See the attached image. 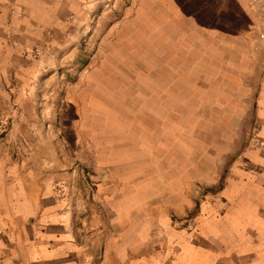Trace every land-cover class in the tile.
Instances as JSON below:
<instances>
[{
  "label": "crops",
  "instance_id": "0c3cea01",
  "mask_svg": "<svg viewBox=\"0 0 264 264\" xmlns=\"http://www.w3.org/2000/svg\"><path fill=\"white\" fill-rule=\"evenodd\" d=\"M142 3L141 61L152 64L151 71H142L143 102L129 108L122 103V89L103 82L98 94L109 96V102L102 105L96 96L90 114L86 103L70 104L73 88L55 85L64 72L45 69L54 54L45 49L44 34L53 31V43L65 47L74 34L85 35L89 17L105 13L102 0H0V264H264V6L258 0ZM177 36L182 46L197 48L196 55L198 47L204 48L200 61L207 69L215 62L225 64L221 72H206L208 104L214 105L207 109L227 112L223 126L238 128L221 156L242 153L247 160L231 168L222 197L205 201L188 227L182 225L183 216L192 206L181 193L166 201L160 178L156 184L118 182L110 162L103 160H122L129 150L127 130L119 122L122 113L116 114L119 145L114 149L109 105L150 118L158 136L157 157L165 158L160 144H165L166 104L175 102L176 110L179 87L177 74L166 70L165 48L170 43L175 53ZM116 46L117 55L130 47L128 42ZM34 50L43 52L36 58ZM115 55L116 50L110 58ZM213 80L220 81L215 86ZM190 84L198 89L197 82ZM81 96L78 91V101ZM103 113L111 127L105 145L100 141ZM77 114L80 118L74 119ZM91 123L95 183L93 199L86 204L73 184L81 173L71 166L76 158L67 157L70 165H64L53 144L71 142L80 148L90 141L86 130ZM254 123L258 143L240 151ZM24 141L30 144L25 152H11L12 144ZM220 173L207 172L204 180Z\"/></svg>",
  "mask_w": 264,
  "mask_h": 264
},
{
  "label": "rangeland",
  "instance_id": "374dc122",
  "mask_svg": "<svg viewBox=\"0 0 264 264\" xmlns=\"http://www.w3.org/2000/svg\"><path fill=\"white\" fill-rule=\"evenodd\" d=\"M258 1L262 9L264 0ZM102 2L103 8H107L105 13L100 14L99 12L91 18L89 17V29H87L85 35L77 37V34H74L65 47H58L53 43V31H46L44 34L46 37L44 38L45 49L52 50L54 54L52 58L54 62L47 63L45 69L64 72V79L61 82L57 80L59 82L55 85L61 87L63 83L64 86H69L70 89L73 88L70 90V104H73V102L86 103L90 114H92L96 96L97 98L102 97V101H100L102 105L109 102V96L98 94L103 82H106V85L109 84V86L117 85V88L122 89L124 100L121 102L123 104L128 105L129 108L140 107L141 102H143L142 96L139 94L142 90V71L143 69L147 71L152 69V64H144L141 61L144 55L143 48L140 45L144 37L142 31V0H102ZM150 9L152 10V8ZM166 41L168 43V40ZM123 42H128L130 47L124 48L122 53L117 55L119 49H117V46H113ZM190 42L191 40L186 41L187 44ZM176 43L175 53H173L172 44L169 43L170 46L165 48L166 55H169L166 70L170 69L171 72L177 74L176 81L177 86H179L177 89L176 110H173L175 102L172 101L170 105L166 104L165 140L161 139L162 142L164 140L165 144H160V154H164L165 158L157 157L158 136L156 127L153 129L149 124L152 122L150 118L143 117L142 111H132L127 107L124 112H121L117 111L116 107L109 105L112 108V121L114 120L112 124L114 149L119 145V142H117L119 139L117 137L116 114L122 113L119 122L123 125V129L127 130L126 140L129 141L127 145L129 150L127 151L128 157L122 160L109 159L104 156L103 160L106 163L110 162L108 165L112 167L113 177L118 178V182L128 181L146 184L150 182L156 184L158 178H160V194L164 195L166 201L173 200L175 193H181L182 200L190 201L192 206L191 209H187V213L183 216L184 223L182 225L188 227L192 218L200 214L205 201L222 197L221 193L227 183L226 179L231 168L237 162H245L246 158L244 159L242 153H235L228 159L221 156L223 147L227 146L228 139L233 137L234 131L238 128L223 126L224 120L227 122V112L207 109L213 108L214 105L208 104L211 93H209L210 89H205L207 85L206 72H221L225 69V64L215 62L210 65V69H207L205 62L200 61L202 59L201 54L205 53L204 48L198 47L199 53L196 55L197 48H191L190 44L182 46L183 42L178 36ZM191 49L194 51L193 54H191ZM115 50L116 55L114 59H111L110 56L114 55ZM42 52L43 50H34L33 56L38 58ZM196 58L199 60L195 61ZM120 59H124V61ZM128 60H133V62H128ZM154 67L156 69L157 65H154ZM191 81L198 83L197 90L191 89ZM219 81L213 80L214 85L216 86ZM218 90L220 89L215 88L213 91L218 92ZM78 91L82 94L80 101H78ZM116 96L118 95H114V97ZM215 97H212V99ZM144 101L147 102L145 98ZM149 101L151 102L148 98ZM70 114L73 118L72 111ZM114 115L116 116L114 117ZM56 116L57 114H54V119L57 118ZM106 117L107 114L103 113V135L100 140L102 145L108 143L107 139L110 138L111 127L109 126V119H106ZM79 118V114H77V118L74 119ZM60 125L59 120L56 121L54 129L58 130ZM254 125L255 123L250 128V132L246 133L240 151L256 146L258 143L254 139L258 126ZM87 129H89V131L86 130V133L90 136V141L81 143L80 148L76 143L71 142L53 144L55 156L60 157L64 165H70L71 160L69 158H76V162L72 163L71 166L76 165L81 173H79V176L77 174L74 177L76 182L73 184L77 185L78 195H80L83 202L87 201L86 204L90 202L88 200L93 199L95 183L91 165L94 162L91 150L93 145L91 141L93 136L92 123ZM104 130H107V135H104ZM243 131H245V128H242V133ZM29 145L24 141L14 144L15 147L13 148L12 144L11 152L17 154V148L25 152ZM123 146L126 147V144L124 143ZM120 149L121 145L117 150ZM59 150L67 154L60 156L57 154ZM105 156L108 155L105 154ZM64 157L69 158L64 159ZM55 161H59V159ZM158 168H160L159 176L157 175ZM207 172H211V174L221 173L214 180L207 182L204 180ZM126 174L127 176H125ZM87 184L90 185V190L86 191ZM85 191L86 194H84ZM178 194L177 197H179ZM81 209L80 207L79 210ZM174 217L178 218L176 215Z\"/></svg>",
  "mask_w": 264,
  "mask_h": 264
},
{
  "label": "built area",
  "instance_id": "2783aa9c",
  "mask_svg": "<svg viewBox=\"0 0 264 264\" xmlns=\"http://www.w3.org/2000/svg\"><path fill=\"white\" fill-rule=\"evenodd\" d=\"M261 38H264V34H261Z\"/></svg>",
  "mask_w": 264,
  "mask_h": 264
}]
</instances>
